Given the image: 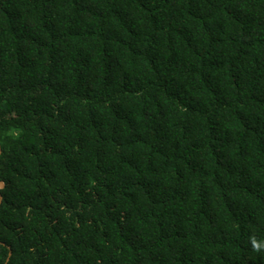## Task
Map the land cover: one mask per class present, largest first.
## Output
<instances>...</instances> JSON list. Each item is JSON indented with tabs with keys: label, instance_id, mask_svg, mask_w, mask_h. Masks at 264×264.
<instances>
[{
	"label": "trees",
	"instance_id": "trees-1",
	"mask_svg": "<svg viewBox=\"0 0 264 264\" xmlns=\"http://www.w3.org/2000/svg\"><path fill=\"white\" fill-rule=\"evenodd\" d=\"M0 179V264H264V0H0Z\"/></svg>",
	"mask_w": 264,
	"mask_h": 264
},
{
	"label": "clouds",
	"instance_id": "clouds-1",
	"mask_svg": "<svg viewBox=\"0 0 264 264\" xmlns=\"http://www.w3.org/2000/svg\"><path fill=\"white\" fill-rule=\"evenodd\" d=\"M250 243H251V246H252L254 251H256V252H260L261 251L262 245L257 241L255 236H253L251 238Z\"/></svg>",
	"mask_w": 264,
	"mask_h": 264
},
{
	"label": "water",
	"instance_id": "water-1",
	"mask_svg": "<svg viewBox=\"0 0 264 264\" xmlns=\"http://www.w3.org/2000/svg\"><path fill=\"white\" fill-rule=\"evenodd\" d=\"M3 181L0 179V188L3 187ZM6 264V263H5Z\"/></svg>",
	"mask_w": 264,
	"mask_h": 264
}]
</instances>
